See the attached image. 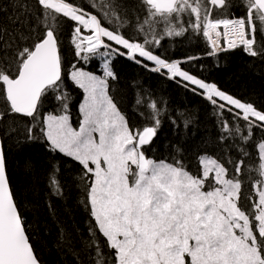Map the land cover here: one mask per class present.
Wrapping results in <instances>:
<instances>
[{"label": "snow or ice", "instance_id": "6c2138e0", "mask_svg": "<svg viewBox=\"0 0 264 264\" xmlns=\"http://www.w3.org/2000/svg\"><path fill=\"white\" fill-rule=\"evenodd\" d=\"M10 6L19 9L21 0H11ZM230 7L229 0H134L127 5L91 0L93 10L89 11L74 0H34L31 5L24 4L25 11L36 19L28 34L6 29L0 32V99L5 104L0 120L13 114L36 120L50 94L61 102L57 114L49 113L40 121L41 136L30 127L26 139L42 138L49 151L82 166L83 203L94 222L87 246L94 264H264V141L255 146V164L249 172L254 171L256 177L249 175L251 193L242 199L244 159L226 163L201 156L193 173L180 161L148 158L145 146L157 135L161 110L149 99L145 106L150 109L152 123L134 128L108 92L109 80L116 79L112 56H127L138 64L151 62V71L168 79L180 78L185 87L192 86V91L202 90L221 114L224 110L233 114V126L221 121V132L227 134L219 137L221 142L238 137L241 146L246 144L254 127L264 129V111L153 51L164 36H180L191 29L206 38L210 55L237 47L252 57L264 55V45L255 47L257 33L264 36V0H241L236 7H242L244 14L234 19L226 16ZM97 9L103 20L116 27L102 23ZM116 9L123 10V16ZM217 9L225 12L214 16ZM132 13L134 34H122L119 29L132 22ZM69 21L74 58L83 62L73 64L67 74L84 93L78 129L70 123L69 97L62 90L60 35ZM160 25L162 32L157 31ZM139 34L142 41L136 39ZM96 58L102 76L85 70V65ZM136 103L143 104L144 98L138 96ZM240 120L245 123L240 125ZM242 155L247 157L248 153L242 149ZM49 187L56 195L61 194L55 172L49 177ZM97 233L104 238L107 254ZM0 264H40L10 188L2 148Z\"/></svg>", "mask_w": 264, "mask_h": 264}, {"label": "trees", "instance_id": "16d2710c", "mask_svg": "<svg viewBox=\"0 0 264 264\" xmlns=\"http://www.w3.org/2000/svg\"><path fill=\"white\" fill-rule=\"evenodd\" d=\"M98 2L104 5L110 2L127 5L134 0ZM25 3L31 5L34 0H21L19 9L10 6L11 0H0V32L6 29L9 33L28 34V27H35L36 19L25 11ZM74 3L89 11L93 10L90 8L91 0H74ZM229 3L233 7L227 9V18L234 19L244 14L242 7H236L241 4V0H229ZM104 10L108 11V8L105 7ZM96 11L102 23L109 28L116 27L115 24H108L103 20L99 9ZM116 11L123 16V10ZM222 12L225 10L217 9L213 15ZM134 23L135 13H132V22L120 28V32L134 34ZM71 25L70 21L65 23L60 35V52L64 64L62 90L69 97L67 103L70 121L77 129L81 120L79 105L84 93L68 79L67 74L73 64L79 66L83 62L74 58ZM162 30L163 26L160 25L157 31ZM137 37L138 35L137 40H143V37ZM261 45H264V36L258 32L255 47L259 48ZM153 51L169 61L195 57L181 63L182 69L207 83L215 84L218 89L241 102L251 103L258 110L264 111V55L252 57L242 47L210 55L211 46L206 38L193 33L191 29L180 36H164ZM144 64L151 65V62L144 61ZM144 64H138L119 54L112 56L111 66L116 79L109 80L108 92L118 109L126 116L129 125L134 128L142 129L152 123L148 118L150 109L145 106L149 99L154 100L161 110V123L156 137L145 147L146 156L168 163L180 161L193 173L197 171L199 158L203 155L220 158L226 163L229 159H244L246 168L245 175L241 176L242 199L251 193V181L248 177L251 175L255 178L256 173L249 172V169L255 164V146L264 141V129L254 127L251 139L242 146L238 137L221 142L219 137L227 135L221 132V121L227 120L230 127L233 126L236 123L233 114L227 110L221 114L217 106L203 97L201 90L194 92L191 90L192 86L185 87L186 82L180 78L168 79L151 71ZM100 67L99 59H94L85 65V70L101 74ZM138 96L144 98L143 104L137 105ZM60 103L50 94L39 108L36 120L16 114L5 115L0 120V135L3 138L8 175L14 198L40 263L94 264L90 256L92 250L87 247L92 239L90 229L94 222L83 203L86 191L80 179L83 174L82 166L61 153L49 151L42 138L31 141L26 139L30 127L36 136H41L40 121L49 113L57 114ZM4 108V101L0 99V112ZM244 123L239 121L240 125ZM244 131L246 133L247 130ZM242 149L248 153L247 157L242 155ZM228 167L231 169L230 164ZM53 172L60 182V195H56L49 187V177ZM97 238L107 254L109 250L104 247V238L98 233Z\"/></svg>", "mask_w": 264, "mask_h": 264}, {"label": "water", "instance_id": "95a60500", "mask_svg": "<svg viewBox=\"0 0 264 264\" xmlns=\"http://www.w3.org/2000/svg\"><path fill=\"white\" fill-rule=\"evenodd\" d=\"M147 146V145H146ZM0 148H2V150H3V152H4V154H5V150H4V144H3V138L1 137V135H0ZM5 157H6V155H5ZM6 165H7V162H6ZM7 175H8V170H7ZM8 177H9V175H8ZM9 183H10V179H9ZM10 188H11V184H10ZM11 190H12V188H11ZM15 199V198H14ZM16 201V200H15ZM19 213H20V211H19ZM21 215V214H20ZM22 218V217H21ZM22 221H23V219H22ZM24 223V222H23ZM25 226V225H24ZM25 230H26V228H25ZM26 234L28 235V233H27V231H26ZM29 237V236H28ZM29 241H30V238H29ZM30 244L32 245V243H31V241H30ZM33 246V245H32ZM33 249H34V247H33ZM34 252H35V250H34ZM35 254H36V252H35ZM37 255V254H36ZM40 262V261H39ZM41 264V263H40Z\"/></svg>", "mask_w": 264, "mask_h": 264}, {"label": "rangeland", "instance_id": "374dc122", "mask_svg": "<svg viewBox=\"0 0 264 264\" xmlns=\"http://www.w3.org/2000/svg\"><path fill=\"white\" fill-rule=\"evenodd\" d=\"M157 28H159V26L157 27ZM221 31H222V29H221ZM223 43V42H222ZM115 47V46H114ZM225 47H226V45H225ZM96 59H99V58H96ZM100 61V60H99ZM144 64V63H143ZM148 68H150L151 69V67H152V65H148L147 66ZM100 73L101 74H95V73H93V74H95V75H103V71H102V67H100ZM191 88V87H190ZM203 96H205V95H203ZM206 97V96H205ZM84 98V97H83ZM82 102H83V100H82ZM70 123H71V121H70ZM74 128V127H73ZM78 129V128H77ZM203 156H208V155H203ZM213 158V157H212ZM156 161V160H155ZM157 162H159V161H157ZM168 163V162H167ZM207 187V186H206Z\"/></svg>", "mask_w": 264, "mask_h": 264}, {"label": "bare ground", "instance_id": "6f19581e", "mask_svg": "<svg viewBox=\"0 0 264 264\" xmlns=\"http://www.w3.org/2000/svg\"><path fill=\"white\" fill-rule=\"evenodd\" d=\"M220 31H221V29H220ZM142 37H143V35H142V34H139L137 38L140 39V38H142Z\"/></svg>", "mask_w": 264, "mask_h": 264}]
</instances>
